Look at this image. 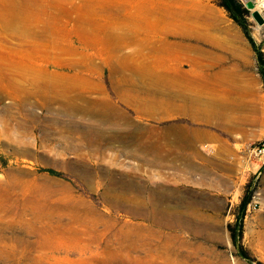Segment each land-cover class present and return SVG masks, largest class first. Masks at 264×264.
<instances>
[{
    "label": "rangeland",
    "instance_id": "374dc122",
    "mask_svg": "<svg viewBox=\"0 0 264 264\" xmlns=\"http://www.w3.org/2000/svg\"><path fill=\"white\" fill-rule=\"evenodd\" d=\"M166 1L0 0V264H264L254 50L215 0H181L198 50L156 55L165 17L145 13ZM242 1L264 55V0ZM177 57L199 70L211 117L154 106L165 96L142 79ZM180 132H197L190 146Z\"/></svg>",
    "mask_w": 264,
    "mask_h": 264
},
{
    "label": "bare ground",
    "instance_id": "6f19581e",
    "mask_svg": "<svg viewBox=\"0 0 264 264\" xmlns=\"http://www.w3.org/2000/svg\"><path fill=\"white\" fill-rule=\"evenodd\" d=\"M193 3L195 4V2ZM193 3H191V5L190 4L188 5V4H184L181 0H168L162 6L153 5L154 7L151 6L153 8L148 9L146 11L145 16L148 17L151 16L156 22H159V20L163 19L164 17L166 21V23L162 27L163 30L160 29V31L162 32V34L160 35H163L165 37V39L164 38L160 39L161 41H163L162 47L153 45L150 48L152 52H155L156 55L157 53L169 54L170 51L174 48H178V49L183 48L186 53L193 52L195 54V51L198 50V46L196 45V43H194L198 41L197 38L198 27L194 23V21L197 18L196 11L195 13L191 11L193 10L192 9ZM172 28L174 29V31H172ZM176 35H180L181 38L177 37ZM182 39H184L187 43L182 42ZM156 55L155 57H157ZM161 56L163 59L164 56L163 55ZM187 57L191 58L190 54L186 55L185 58L187 59ZM176 59L178 60L177 61L178 64L176 66L166 69L167 71L165 70L159 73L157 72V74H155L156 72L155 73L151 72L153 69L152 68L151 71L148 70L152 74L149 73L148 75L145 76V78L142 79L143 81L142 83L147 84L148 86L147 88H145L147 89V91L156 94L157 93L163 94L165 96V99L162 100L161 103L159 102L158 105H154V106L155 107L157 106L158 108L160 107L163 111L165 110L166 112H173V113L180 112V113L188 114L190 116L192 115V117L196 115H200L201 117H209V116L211 117L212 112L216 108L217 103L215 102V100H213V98L209 95V93L207 94L204 93L205 90L203 87L205 86L202 87L199 84V78H198L199 70L196 71V66L191 67L186 71L182 70L180 69V66L182 65V60L185 59L182 58L179 59V57H177ZM159 61L162 62L161 60ZM162 69L164 70L165 68ZM156 71L158 70L156 69Z\"/></svg>",
    "mask_w": 264,
    "mask_h": 264
},
{
    "label": "trees",
    "instance_id": "16d2710c",
    "mask_svg": "<svg viewBox=\"0 0 264 264\" xmlns=\"http://www.w3.org/2000/svg\"><path fill=\"white\" fill-rule=\"evenodd\" d=\"M227 13V15L239 25L249 44L254 50L257 62V70L262 79L264 88V55L258 43H255L248 30V16L252 15L257 20H261L260 15L256 11L249 10V1L243 2L242 0H215ZM247 195L242 196L241 200L236 205V215L231 223L227 224L228 233L233 242H237L242 232V213L245 209ZM239 249L246 256L249 257L247 252L239 245Z\"/></svg>",
    "mask_w": 264,
    "mask_h": 264
},
{
    "label": "crops",
    "instance_id": "0c3cea01",
    "mask_svg": "<svg viewBox=\"0 0 264 264\" xmlns=\"http://www.w3.org/2000/svg\"><path fill=\"white\" fill-rule=\"evenodd\" d=\"M197 132H190L188 136H184L183 132H180L179 135L174 134V142L175 145L178 146H190L192 144V139L196 136Z\"/></svg>",
    "mask_w": 264,
    "mask_h": 264
},
{
    "label": "built area",
    "instance_id": "2783aa9c",
    "mask_svg": "<svg viewBox=\"0 0 264 264\" xmlns=\"http://www.w3.org/2000/svg\"><path fill=\"white\" fill-rule=\"evenodd\" d=\"M249 151L257 155L258 157H261V155L264 153V144L263 143L254 144L250 147Z\"/></svg>",
    "mask_w": 264,
    "mask_h": 264
}]
</instances>
